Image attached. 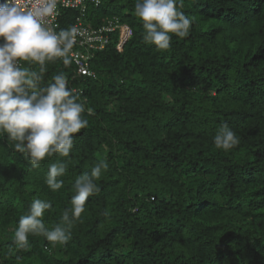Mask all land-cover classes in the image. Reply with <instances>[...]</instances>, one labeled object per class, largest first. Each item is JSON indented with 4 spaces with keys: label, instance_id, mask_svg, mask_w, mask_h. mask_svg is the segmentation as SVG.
I'll return each instance as SVG.
<instances>
[{
    "label": "trees",
    "instance_id": "16d2710c",
    "mask_svg": "<svg viewBox=\"0 0 264 264\" xmlns=\"http://www.w3.org/2000/svg\"><path fill=\"white\" fill-rule=\"evenodd\" d=\"M134 5L88 4L89 27L117 18L132 33L120 50L116 31L90 53L93 77L73 62L47 64L44 84L63 73L93 109L69 157L32 168L0 134V264H264V0H178L190 33L173 36L166 51L144 43ZM76 15L61 10L59 30ZM224 124L239 140L228 151L214 144ZM58 159L68 171L52 192L45 179ZM99 160L109 165L100 191L67 245L30 236L28 251L10 254L32 200L51 201L43 219L53 227L71 207L77 176Z\"/></svg>",
    "mask_w": 264,
    "mask_h": 264
},
{
    "label": "clouds",
    "instance_id": "9594fccd",
    "mask_svg": "<svg viewBox=\"0 0 264 264\" xmlns=\"http://www.w3.org/2000/svg\"><path fill=\"white\" fill-rule=\"evenodd\" d=\"M58 3L59 0L0 3V134L14 142V151L23 155L32 168L40 167L46 157H69L75 134L89 127L85 112H93L73 93L63 73L43 83L48 63H72L71 50L79 33L76 26L57 31L49 25V18L58 14ZM134 15L142 26L144 43L155 46L157 51L169 50L173 36L182 39L190 33L192 20L178 10V0H135ZM34 66L39 70H34ZM238 143L236 133L227 124L215 133L217 149L228 151ZM108 167L106 160H99L90 171L77 176L72 185L75 194L71 207L63 210L59 223L51 228L43 219L52 208L51 201L33 199L27 214L19 217L10 254L28 251L30 236H42L52 247L67 245L73 225L85 211L86 201L100 191L96 181ZM67 171L65 160L58 159L49 165L45 183L52 192L63 187L60 178Z\"/></svg>",
    "mask_w": 264,
    "mask_h": 264
},
{
    "label": "built area",
    "instance_id": "2783aa9c",
    "mask_svg": "<svg viewBox=\"0 0 264 264\" xmlns=\"http://www.w3.org/2000/svg\"><path fill=\"white\" fill-rule=\"evenodd\" d=\"M94 4L97 6L96 0H59L58 14L49 18V25L59 31V17L61 10H75L77 15L74 19L72 26H76L79 29L77 35V42L71 50L72 62L77 68V73L80 76L93 77L94 73L89 69V60L91 58L90 53L92 51L103 50L110 42V35L116 31L119 32V42L117 49L120 50L126 41L131 37L132 33L130 28L126 25L119 23L117 18H111L99 26L98 28H92L85 24L84 19L87 11L88 4Z\"/></svg>",
    "mask_w": 264,
    "mask_h": 264
},
{
    "label": "water",
    "instance_id": "95a60500",
    "mask_svg": "<svg viewBox=\"0 0 264 264\" xmlns=\"http://www.w3.org/2000/svg\"><path fill=\"white\" fill-rule=\"evenodd\" d=\"M3 2V0H0V3H2Z\"/></svg>",
    "mask_w": 264,
    "mask_h": 264
}]
</instances>
